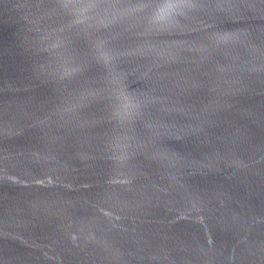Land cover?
I'll return each instance as SVG.
<instances>
[{
	"label": "water",
	"instance_id": "water-1",
	"mask_svg": "<svg viewBox=\"0 0 264 264\" xmlns=\"http://www.w3.org/2000/svg\"><path fill=\"white\" fill-rule=\"evenodd\" d=\"M168 4L0 0V264H264V0Z\"/></svg>",
	"mask_w": 264,
	"mask_h": 264
},
{
	"label": "snow or ice",
	"instance_id": "snow-or-ice-1",
	"mask_svg": "<svg viewBox=\"0 0 264 264\" xmlns=\"http://www.w3.org/2000/svg\"><path fill=\"white\" fill-rule=\"evenodd\" d=\"M154 6H156V5H154ZM166 6H174V4H172V0H169V4Z\"/></svg>",
	"mask_w": 264,
	"mask_h": 264
}]
</instances>
